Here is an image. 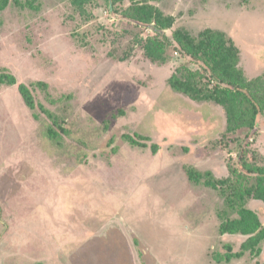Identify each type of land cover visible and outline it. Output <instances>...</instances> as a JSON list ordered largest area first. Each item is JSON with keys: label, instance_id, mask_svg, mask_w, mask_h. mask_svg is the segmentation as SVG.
<instances>
[{"label": "rangeland", "instance_id": "1", "mask_svg": "<svg viewBox=\"0 0 264 264\" xmlns=\"http://www.w3.org/2000/svg\"><path fill=\"white\" fill-rule=\"evenodd\" d=\"M134 1L110 11L88 0L79 15L68 0H20L0 12V71L16 80L0 83V264H264V241L243 252L248 237L219 233L240 193L196 176L215 184L236 168L251 181L239 155L264 162V111L226 133L221 107L167 85L188 62L170 39L178 28L225 32L246 77L264 74V0ZM133 2L170 17L158 36L167 63L145 57L157 34L131 19ZM245 206L264 227V204Z\"/></svg>", "mask_w": 264, "mask_h": 264}, {"label": "trees", "instance_id": "2", "mask_svg": "<svg viewBox=\"0 0 264 264\" xmlns=\"http://www.w3.org/2000/svg\"><path fill=\"white\" fill-rule=\"evenodd\" d=\"M20 0H0V12L9 5L19 6ZM38 1V0H30ZM79 15L85 12L84 4L88 0H68ZM90 1V0H89ZM110 11L117 2L121 0H105ZM134 1V0H130ZM135 2V1H134ZM131 3V10L134 17L131 18L138 25H146L157 34V38H149L145 41L143 52L145 57L151 62L159 65L167 63L164 53V45L158 36L166 28H170V17H164L163 12L158 8L145 3L138 6ZM171 41L178 48L181 57L188 59L187 63H182L176 68L168 78L167 85L175 93L180 94L187 101L194 103H209L213 106L221 107L226 115V133L239 131L243 128L252 129L257 116L264 111V74L251 79L246 77V69L241 68V52L235 42L225 32L205 28L197 33H191L185 28L175 29L171 33ZM198 65L201 70L191 69L190 65ZM0 83L12 86L16 83L15 77L0 71ZM38 85L43 86L39 83ZM18 92L23 99L24 105L28 108L37 121L34 97L26 85L20 84ZM66 107H62L64 111ZM41 110V109H40ZM39 110V111H40ZM46 118H51L52 122L58 123V118L54 119L51 112L45 110ZM46 134L55 141V132L52 128L46 129ZM254 162L249 164L239 155L242 171L251 176V181L242 182L237 170L230 168V175L225 180L211 183L207 174L197 172L199 182L206 187H229L228 182L235 192H239L238 201L231 203L230 211L220 214V235H241L248 237L241 245L242 251L251 252L262 241H264V227L261 224L259 215L247 208L245 204L251 200L261 201L264 204V162ZM257 167V168H255ZM212 173V172H211ZM210 174V172H209ZM213 174V173H212ZM214 175V174H213ZM193 174H187V178L196 179ZM234 177V180H233ZM253 180V182H252ZM233 215V218L231 217ZM260 250L256 251L259 254ZM241 255V252L239 253ZM239 254L233 257H239Z\"/></svg>", "mask_w": 264, "mask_h": 264}]
</instances>
